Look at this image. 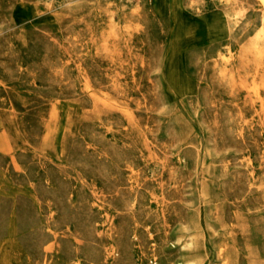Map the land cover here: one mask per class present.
<instances>
[{
	"label": "rangeland",
	"instance_id": "obj_1",
	"mask_svg": "<svg viewBox=\"0 0 264 264\" xmlns=\"http://www.w3.org/2000/svg\"><path fill=\"white\" fill-rule=\"evenodd\" d=\"M0 264H264V0H0Z\"/></svg>",
	"mask_w": 264,
	"mask_h": 264
}]
</instances>
